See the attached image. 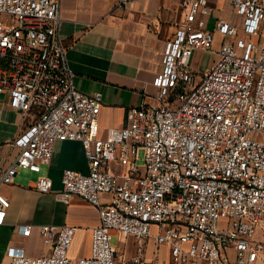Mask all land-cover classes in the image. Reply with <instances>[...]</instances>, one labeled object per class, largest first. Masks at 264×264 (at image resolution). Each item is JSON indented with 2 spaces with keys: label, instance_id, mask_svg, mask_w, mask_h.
I'll return each mask as SVG.
<instances>
[{
  "label": "built area",
  "instance_id": "1",
  "mask_svg": "<svg viewBox=\"0 0 264 264\" xmlns=\"http://www.w3.org/2000/svg\"><path fill=\"white\" fill-rule=\"evenodd\" d=\"M229 1L250 38L239 39L232 20L208 29L209 0H182L185 17L165 42L154 102L128 107L125 125L101 137L103 94L75 86L58 32L61 0H0V93L25 118L35 117L13 142L19 155L0 170V225L11 206L2 187L21 168L50 164L56 144L67 140L82 143L88 172L66 169L60 194L84 198L100 217L90 256L69 257L75 226L44 224L51 252L32 257L10 247L9 264H118L112 231L139 244L154 239L178 263L232 264L229 248L236 264L257 262L264 253V0ZM215 32L224 36L216 59L198 73L192 57L211 51ZM115 162L128 167L115 173ZM52 186L40 176L34 187L47 193ZM31 230L21 227L25 235Z\"/></svg>",
  "mask_w": 264,
  "mask_h": 264
},
{
  "label": "crops",
  "instance_id": "2",
  "mask_svg": "<svg viewBox=\"0 0 264 264\" xmlns=\"http://www.w3.org/2000/svg\"><path fill=\"white\" fill-rule=\"evenodd\" d=\"M217 1L209 0L212 11L206 17L207 28L213 30L218 19L232 20L239 28L238 38H250L243 30L242 17L233 16V12L223 16L216 10ZM182 3V0H131L123 5L120 0H61L58 32L67 47L75 86L87 94H103L99 115L101 137H106L110 128L125 125L128 107L154 102L159 91L154 79L163 68L165 42L175 34V24L185 17ZM260 35L264 36V23ZM260 35L251 38L258 40ZM199 51L202 50L195 51L191 67L203 73ZM34 119L33 114L25 118L19 109L11 106L9 97L0 93V170L19 155L20 149L13 142ZM127 167V163L110 165L115 173ZM66 169L88 172L80 141L58 142L50 164H42L38 172L21 168L14 182L2 187L11 206L5 223L0 225V264H9L10 247H21L32 257L48 255L51 248L40 232L44 224L75 226L69 257L77 261L90 256L92 228L100 224L99 213L82 197L62 198V175ZM40 176L52 179L50 192L35 189ZM26 225L32 226L29 235L21 231ZM113 232L118 239L115 245L118 264H189V260L175 262L168 247H159L154 239L139 244L132 236ZM261 236L262 230L257 238ZM227 254L232 264H236L235 250L229 248ZM138 257H141L139 262ZM255 264H264V253Z\"/></svg>",
  "mask_w": 264,
  "mask_h": 264
},
{
  "label": "rangeland",
  "instance_id": "3",
  "mask_svg": "<svg viewBox=\"0 0 264 264\" xmlns=\"http://www.w3.org/2000/svg\"><path fill=\"white\" fill-rule=\"evenodd\" d=\"M216 10L221 11L223 16L229 15V14L232 15V12H233L232 11V4L229 0H218L216 3ZM0 20L6 21V17L0 15ZM223 39H224V36L220 32H215L214 45H213L211 51H205V52L199 51V52H202V54H201L202 55V63H204V66L202 67L200 72L206 71L207 68H209L214 63V60L216 59V55L214 54V52L219 50L220 44L222 43ZM193 56H195V55H193ZM198 56H200V55H198ZM143 158H144V151L142 149H139L138 160H137V164L139 166L143 165V163H144ZM113 233L114 232L112 231L111 232V234H112L111 243H112V246L115 247L118 239H117V236L113 235Z\"/></svg>",
  "mask_w": 264,
  "mask_h": 264
}]
</instances>
